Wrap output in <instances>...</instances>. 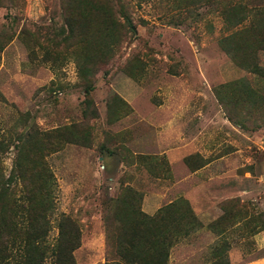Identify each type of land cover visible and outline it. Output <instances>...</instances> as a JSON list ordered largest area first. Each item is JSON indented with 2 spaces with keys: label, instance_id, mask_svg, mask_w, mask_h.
Masks as SVG:
<instances>
[{
  "label": "rangeland",
  "instance_id": "1",
  "mask_svg": "<svg viewBox=\"0 0 264 264\" xmlns=\"http://www.w3.org/2000/svg\"><path fill=\"white\" fill-rule=\"evenodd\" d=\"M0 188V264H264V0H0Z\"/></svg>",
  "mask_w": 264,
  "mask_h": 264
},
{
  "label": "trees",
  "instance_id": "2",
  "mask_svg": "<svg viewBox=\"0 0 264 264\" xmlns=\"http://www.w3.org/2000/svg\"><path fill=\"white\" fill-rule=\"evenodd\" d=\"M18 158L16 159L14 163L15 170L18 169ZM8 188H0V197H5L7 194ZM171 209V206L164 207V210L157 212L153 217H147L144 214H138L142 220H145L148 223H153V226L156 227V230L158 231V234L155 235L156 241L159 247V251H156V257L151 259L149 257V250L147 249V252H145V255H139L135 254V256L129 260L124 261L123 264H168L169 259V252L170 248L174 244V236L170 233L169 227L170 225L165 222V225L163 221L167 217L168 211ZM78 246H70L69 253L67 254V260L65 264H73V257L72 252L77 248ZM64 263V262H63ZM119 264V263H117Z\"/></svg>",
  "mask_w": 264,
  "mask_h": 264
}]
</instances>
